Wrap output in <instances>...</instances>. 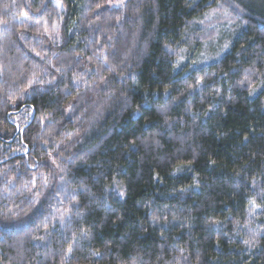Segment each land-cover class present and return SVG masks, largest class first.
<instances>
[{"label": "trees", "instance_id": "16d2710c", "mask_svg": "<svg viewBox=\"0 0 264 264\" xmlns=\"http://www.w3.org/2000/svg\"><path fill=\"white\" fill-rule=\"evenodd\" d=\"M57 1L0 0V264H264V0Z\"/></svg>", "mask_w": 264, "mask_h": 264}, {"label": "rangeland", "instance_id": "374dc122", "mask_svg": "<svg viewBox=\"0 0 264 264\" xmlns=\"http://www.w3.org/2000/svg\"><path fill=\"white\" fill-rule=\"evenodd\" d=\"M53 5L56 7L57 11H59V9H62V6L59 4L57 0H53ZM23 17L28 18V16L26 15ZM214 18L215 17H213V19ZM213 19L210 20L209 18H206V19L201 20L198 23V33H199L200 42L202 43V50L200 53L194 52L189 58V60L187 61V62H190V64L193 66L198 65V64L208 63L209 61L216 59L223 50L224 51L226 50L228 46L227 34L233 33L238 28L239 21H237L235 18L231 19L234 25L232 24L228 25V23L224 24L223 22H219V24H217L215 22H212ZM47 21L48 19H44L41 22L42 27H43V32L45 33L47 37L54 36V35L56 37L57 30H56L55 24L51 22L49 23V25H47ZM57 39L59 40V38ZM212 39L214 40V43L216 44V49H211L210 43L208 44V42H212L213 44ZM217 44H219V46H217ZM10 75H11V72L8 71L7 76L9 77ZM42 75H43L42 77L36 78L32 82H30V86L32 85V83H35V84L43 83L41 81V78L45 77V74L43 73ZM12 120L14 123H18V124L21 123V119H16V117Z\"/></svg>", "mask_w": 264, "mask_h": 264}, {"label": "snow or ice", "instance_id": "6c2138e0", "mask_svg": "<svg viewBox=\"0 0 264 264\" xmlns=\"http://www.w3.org/2000/svg\"><path fill=\"white\" fill-rule=\"evenodd\" d=\"M120 195L122 196V195H123V193H120ZM97 255H98V253H97Z\"/></svg>", "mask_w": 264, "mask_h": 264}]
</instances>
